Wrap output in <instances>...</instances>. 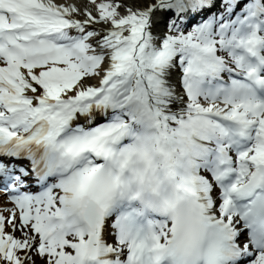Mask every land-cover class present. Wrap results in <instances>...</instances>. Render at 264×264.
Returning <instances> with one entry per match:
<instances>
[{
    "label": "snow or ice",
    "instance_id": "obj_1",
    "mask_svg": "<svg viewBox=\"0 0 264 264\" xmlns=\"http://www.w3.org/2000/svg\"><path fill=\"white\" fill-rule=\"evenodd\" d=\"M0 264H264V0H0Z\"/></svg>",
    "mask_w": 264,
    "mask_h": 264
}]
</instances>
